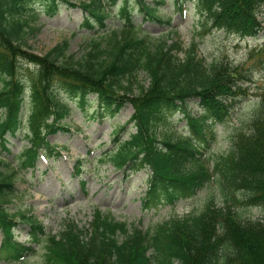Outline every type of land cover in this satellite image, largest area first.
I'll return each instance as SVG.
<instances>
[{
  "label": "trees",
  "instance_id": "1",
  "mask_svg": "<svg viewBox=\"0 0 264 264\" xmlns=\"http://www.w3.org/2000/svg\"><path fill=\"white\" fill-rule=\"evenodd\" d=\"M174 1L181 11L187 3H194L214 28L241 37L263 33L264 38L259 18L264 0ZM37 2L51 17L64 4L82 9L85 19L81 27L95 35L85 55L67 54L68 40L43 55L27 47L26 36L34 31L29 20ZM138 2L150 21L165 22L153 2ZM128 8L129 0H124L121 16L125 23L120 31H112L107 20L113 14L104 0H0V146L10 150V138L25 131L28 145L19 157V168L35 170L41 157L54 148L50 136L70 129L63 119L71 107L59 96L60 91L81 109L96 96L93 113L100 121L131 104L134 113L127 124L133 123L136 130L123 140L120 136L127 124L118 128L117 147L109 150L107 158L124 172L149 170L144 210L175 206L195 197L216 172L227 188L246 194V200L237 203L264 207V92L250 132L234 135L230 152L219 158L212 171L201 158L203 148L196 141L209 145L215 138L212 125L224 123L240 95L248 93L238 81L251 78L242 66L232 70L207 64L198 55L196 42L187 48L168 38L152 42ZM166 22L171 23L170 19ZM257 55L258 67L264 68V43ZM21 61L35 68L24 69ZM142 72L149 77L147 86L139 80ZM27 100L30 113L25 119ZM193 101L200 115L193 113ZM175 112L184 115L190 137L158 132L164 115ZM82 162L78 160L77 178L82 175ZM3 166L8 163L0 159V261L4 263L22 262L44 244L45 264H264V222L243 221L234 205L217 207L213 201L201 213L161 224L153 233L132 229L101 211L95 212L89 229L71 223L58 235L48 233L34 216L9 212L6 199L15 192L18 170L7 171ZM20 216L30 225L27 243L16 234Z\"/></svg>",
  "mask_w": 264,
  "mask_h": 264
},
{
  "label": "rangeland",
  "instance_id": "2",
  "mask_svg": "<svg viewBox=\"0 0 264 264\" xmlns=\"http://www.w3.org/2000/svg\"><path fill=\"white\" fill-rule=\"evenodd\" d=\"M71 1L82 3L91 0ZM104 1H107L113 14L107 20L110 30L120 31L119 27L125 23L121 16L124 0H117L116 3L113 0ZM148 1L159 7V14L165 22H153L146 18L138 0H129L128 10L135 23L141 24L142 29L149 32V40H178L185 48L196 42L198 55L207 64L214 63L232 70L242 66L245 68L244 73L251 78L238 81L243 91L248 93L240 95L239 102L224 123L212 125L215 138L210 140L209 145L196 141L203 148L201 158L213 171L219 158L230 152L234 135L242 131L250 132L260 111L261 95L264 92V68L258 67L257 49L264 43L263 33L257 37H241L214 28L192 2L187 3L186 10L181 11L174 0ZM34 13V17L29 20V28L34 31L28 32L26 36V45L32 52L43 55L68 40L70 47L67 54L77 58L86 54L95 35L81 27L85 19L82 9L64 4L59 14L51 17L40 2H37ZM259 18L264 25V5L259 9ZM169 19L170 24L166 22ZM102 37L105 36L100 38ZM21 64L24 69L28 66L35 68L33 64L25 61H21ZM139 80L147 86L149 77L142 72ZM136 85H133L134 89H138ZM59 96L71 107L70 114L63 119L70 129L50 136L54 148L41 157L35 170L24 172L19 168V157L28 145L25 131L10 138V150L0 146V159L8 163V166L2 168L7 171L18 170L15 192L6 199V207L11 214L19 212L21 215L34 216L43 223L48 233L57 235L71 223L81 229H89L96 211H101L118 222H124L132 229L138 227L153 233L161 224L201 213L211 201L217 207L234 205L243 221L264 222V207L237 203L246 200V194L227 188L220 172H216L213 181L194 198L181 201L173 207L158 206L144 210L142 200L147 190L149 170L131 174L118 170L107 158L109 150L116 146L115 131L127 124L134 113L133 106L130 104L117 115L100 121L93 113L96 109V96L91 97L85 109L79 108L64 92L60 91ZM26 103L25 119L30 113L29 100ZM191 107L195 115L201 114L196 101L191 103ZM2 117L0 112V119ZM135 130L133 123L127 124L120 137L126 140L128 133ZM158 132L161 136L172 135L174 138L191 136L185 117L180 112L166 113L163 122L159 124ZM78 160L83 161L80 178L76 177ZM187 167H192V163H188ZM83 183L86 184L85 187ZM18 220V240L27 243L30 225L21 216ZM1 241L0 232V245ZM44 254V244H41L36 246L34 255L22 262L0 261V264H45Z\"/></svg>",
  "mask_w": 264,
  "mask_h": 264
}]
</instances>
